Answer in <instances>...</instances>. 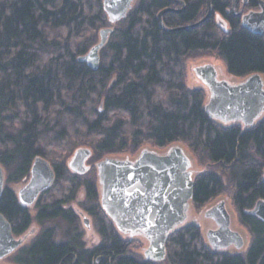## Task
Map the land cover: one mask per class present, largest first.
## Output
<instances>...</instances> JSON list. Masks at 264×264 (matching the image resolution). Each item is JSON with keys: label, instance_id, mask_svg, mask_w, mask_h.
<instances>
[{"label": "trees", "instance_id": "1", "mask_svg": "<svg viewBox=\"0 0 264 264\" xmlns=\"http://www.w3.org/2000/svg\"><path fill=\"white\" fill-rule=\"evenodd\" d=\"M184 1L182 12L164 14L167 26L203 16L207 0ZM214 3L221 11L229 6V0ZM169 5V0H136L114 25L99 69L92 70L78 57L111 25L103 0H0V163L7 172L0 212L16 235L30 229V209L20 204L11 184L28 180L34 159L42 156L54 167V185L63 184L65 197L41 203L51 190L42 193L36 218L70 227L62 240L53 227L43 229L17 251L18 263L163 264L130 252V243L101 211L95 178L73 175L66 158L82 144L102 154L181 141L217 168L196 177L193 202L200 205L221 193L226 177L253 239L245 254L216 252L200 226L189 222L170 234L167 264H264V221L250 213L264 198V118L251 127L214 120L205 110V90L189 87L186 75L187 60L203 53L222 58L237 76L264 72V36L245 30L233 16L230 31L213 19L166 31L158 14ZM81 186L84 208L102 236L94 248H86L76 232L78 215L64 206Z\"/></svg>", "mask_w": 264, "mask_h": 264}, {"label": "water", "instance_id": "2", "mask_svg": "<svg viewBox=\"0 0 264 264\" xmlns=\"http://www.w3.org/2000/svg\"><path fill=\"white\" fill-rule=\"evenodd\" d=\"M135 0H103L110 24L125 18ZM168 6L158 14L161 27L166 31L194 28L207 21L212 14L211 0L208 13L200 20L177 27H169L163 16L167 12H181L185 8ZM264 8V2H262ZM245 27L261 34L264 30V11L252 13L244 19ZM113 27L100 30V40L90 50L78 57L92 70L100 67L102 48L107 44ZM196 76L209 90L205 110L214 120L224 124L255 125L264 116V77L255 72L240 82L221 78L218 66L212 62L197 65ZM92 156L89 147L78 148L68 167L75 174L89 170L87 161ZM100 205L117 232L124 238L142 236L148 245L144 250L146 260L160 263L167 258V240L178 227L189 223L193 202L195 178L193 162L181 145H173L166 152L143 149L134 159L106 157L97 162ZM56 179L55 169L48 159H34L28 182L17 196L22 206L32 207L41 193L50 189ZM264 182V174L262 178ZM5 188V169L0 163V199ZM250 213L264 221V198H259ZM216 227L206 231L209 247L216 252L231 253L230 248L242 249L244 235L233 228L227 201L221 199L204 212ZM87 222V220H86ZM200 226L194 221H190ZM23 244L17 237L8 218L0 212V259L12 254ZM234 254H240L234 252Z\"/></svg>", "mask_w": 264, "mask_h": 264}, {"label": "rangeland", "instance_id": "3", "mask_svg": "<svg viewBox=\"0 0 264 264\" xmlns=\"http://www.w3.org/2000/svg\"><path fill=\"white\" fill-rule=\"evenodd\" d=\"M135 1H134V3H135ZM204 14H205V11H204ZM115 24H111L110 26L114 27ZM104 27H108V26H104ZM104 27H102V28H104ZM100 30H99L97 42L100 40ZM89 50L90 49H88V51ZM208 62H212L218 66L221 78H227V79L234 81V82H240L246 78V77H236V76L229 74L227 69H226L225 62L222 60V58L218 57L216 54L203 53V54H199L197 56L190 57L186 62V64H187V67H186L187 85L189 87H193V88H203L205 90V93H206L205 103L209 100L210 93H209V90L207 89V87L196 76V74L194 72V68L197 65L208 63ZM99 110L103 111L102 104L99 106ZM262 118H264V116ZM176 144L181 145L186 150L188 155L191 157L192 162H193V169L195 172V174H194L195 179L200 174L210 172V171H215L217 169L214 164H211L207 160H202L199 157V155H197L186 143L181 142V141L170 143L164 147H159L153 143H145L135 150L129 149L125 152H114V153L111 152V153H102V154H97L96 151L90 145H86V144L83 145L82 144V145H78L76 147H73V149L70 151V154L66 158V164L68 167L69 161L71 160L72 156L74 155L75 151L78 148H80V147L91 148L92 149V156L87 161V164L89 165V170L87 171V173L82 174V175L81 174H75L70 168H69V171L73 175H79L80 176L79 179H81V180H83V178H85L87 176L95 178V181L97 183V188L99 189L98 171H97V166H96L97 162L99 160L104 159L106 157L134 159L138 156L140 151L145 149V148L154 149V150H157L160 152H166L171 146L176 145ZM6 177H7V172L5 170V185H6ZM224 180H225L224 190L221 193H219L217 196H214L213 198L207 200L205 203L200 204V205L192 202V204H191L192 207H191V211L189 214V220L188 221L189 222L194 221L200 225V229H201L203 239L208 244L207 237H206V231L209 228L216 227V225L214 224V222L212 220L205 218L204 212H205V210H207L210 206H212L213 204H215L219 200L225 199L227 201L228 210L232 216L233 228L239 230L244 235V237L246 239V244L242 249L236 250L235 248L231 247L230 252L231 253L238 252L240 254H245L247 252V250L249 249V246L252 242L253 235L250 232V230L247 228V226L244 225L241 221L239 210L233 201V196H234L233 187L228 184V180L226 177H224ZM27 182H28V180L23 181V182H19L17 184H11V187L14 188L16 190V192H18V190L22 186H24ZM62 185L63 184H61V183L60 184L57 183L55 185L53 184L52 187L50 189H48V190H51V193L46 194L45 195L46 197L44 196L45 198L42 197L41 203H45L46 201L48 202L51 199L53 200V199H58V198H64L65 195H64V193H62V190H61ZM66 186H67V183H66ZM48 190H46V191H48ZM86 199H87V197H86L85 187L81 186L77 189V192H76L74 199L71 200L70 202H68L67 204H65L64 206L72 208L76 212V214L78 215L76 232L81 234V238H82L83 242L85 243L86 248H94L101 243L102 236L99 232V229L97 228L96 218L84 208V206L86 204L85 203ZM99 199H100V194H99ZM100 208H102V207H100ZM29 209H30V213H31L32 218H33V222H32L30 229L26 232V236H27L26 243H24L21 247L28 244L37 234H39L46 227H53L56 230V234H57L56 239L57 240H62L65 238V234H67L68 230L70 229V227L67 225V223L60 221V220H46L43 223H40L36 218L38 215V211H39L37 209V201H36V204L34 206L30 207ZM101 211L106 216V218L109 220V222L111 223L110 219L108 218V216L106 215L104 210L101 209ZM86 220H87V222H86ZM19 238H22V236H19ZM126 240L130 243V247H129L130 252L132 254L140 257V258L145 259L144 250L146 249V247L148 245L146 239L142 236H134V237L126 238ZM20 248L18 250H20ZM18 250H16L12 254L0 259V264H20L17 261H15V255L17 254ZM161 263L167 264L166 259L164 261H162Z\"/></svg>", "mask_w": 264, "mask_h": 264}, {"label": "flooded vegetation", "instance_id": "4", "mask_svg": "<svg viewBox=\"0 0 264 264\" xmlns=\"http://www.w3.org/2000/svg\"><path fill=\"white\" fill-rule=\"evenodd\" d=\"M262 2H264V0H229V6L227 8H225L223 11H221L220 9L217 8V4L214 3V0H211L212 14H211V16H210L209 19H213V21L215 23H217L218 26L222 27L223 29H225L227 31H230L231 30V23H230V20L231 19H230V17L233 16L234 18L239 19L240 26L242 28H244L245 30L249 31L250 33H252L254 35L264 36V30H263V32L261 34H258V33L252 32L249 28L245 27V25H244V19H245L246 16H248V15H250L252 13H261V12L264 11ZM170 3H171V5H169V6H172L174 8H182L183 7V4L180 3V2H170ZM185 8H186V3H185ZM208 10H209V3H208V0H207L206 8L204 10L205 11V14H203V16L201 18H203L208 13ZM175 13H180V12H175ZM225 65H226V69H227L228 73L231 74L229 72L228 68H227L226 62H225ZM252 73H255V72H252ZM252 73L247 74V75H244V76H237V75H234V74H231V75L236 76V77H248ZM259 73H261L264 76V72H259ZM239 125H241L243 127H246L243 124H239ZM100 207H101V205H100ZM111 225L115 228V226L113 225L112 222H111ZM115 230H116V228H115ZM19 236H22V238H23V244L26 243V238H27L26 233L25 234H21V235H17V237H19Z\"/></svg>", "mask_w": 264, "mask_h": 264}]
</instances>
